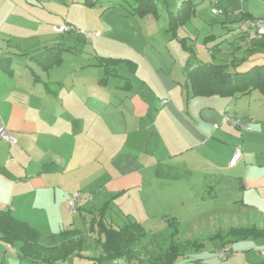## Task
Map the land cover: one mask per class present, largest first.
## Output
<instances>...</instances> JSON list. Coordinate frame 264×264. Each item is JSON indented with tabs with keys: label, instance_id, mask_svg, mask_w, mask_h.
Listing matches in <instances>:
<instances>
[{
	"label": "crops",
	"instance_id": "0c3cea01",
	"mask_svg": "<svg viewBox=\"0 0 264 264\" xmlns=\"http://www.w3.org/2000/svg\"><path fill=\"white\" fill-rule=\"evenodd\" d=\"M228 9L234 11L230 4ZM223 12L218 15L226 16ZM259 40L264 39L240 29L226 38L228 46L219 47L217 53L209 51L210 61L189 63L186 71L216 64L246 72L258 64L240 70L237 63L247 60L249 45ZM233 47L234 53L222 50ZM45 49L41 46L32 54ZM11 62L14 66L9 51L0 49V127L17 140L16 144L4 141L10 145V160H3L0 150V213L9 212L44 236L65 231L85 234L89 225L83 220L81 227L69 217L84 213L92 218L104 205L114 207L106 222L120 221L115 227L131 222L146 227L157 217L171 215L160 223L168 231L167 218L181 221L186 213H193L197 218L192 227L178 229L179 243L214 236L219 229L260 228L264 223V178L255 176L264 172V162L253 160L264 156L255 148L254 136L261 125L238 111L234 99L239 96L214 95L210 103L197 99L208 96H196L189 103L179 97L174 103L171 99L158 103L159 108L132 100L51 106L49 95L34 82L33 70L14 69ZM227 112L251 120L254 129L239 131L223 119ZM238 145L243 156L232 167ZM100 161L96 172L94 166ZM253 192L262 202L253 200ZM75 193L86 200L71 212L68 205ZM244 210H251L252 218L240 221L238 215ZM17 245L13 253L7 252L0 235V264H43L22 258V244Z\"/></svg>",
	"mask_w": 264,
	"mask_h": 264
},
{
	"label": "rangeland",
	"instance_id": "374dc122",
	"mask_svg": "<svg viewBox=\"0 0 264 264\" xmlns=\"http://www.w3.org/2000/svg\"><path fill=\"white\" fill-rule=\"evenodd\" d=\"M183 1L186 0H152L146 16L139 17L133 13L132 0H0V49L9 51L13 58L14 66L12 61L10 67L33 70L34 82L49 95L51 106L53 103H85L87 107L92 106L91 103H130L132 100L131 103H155L159 108L158 103L168 99L174 103L179 97L189 103L196 96L186 85L188 64L197 60L210 61L209 51L217 53L219 47L228 46L224 43L226 38L240 29L244 31L248 21L264 22V0H192L195 13L180 24L174 18ZM229 4L234 11L228 9ZM214 7L226 11L227 15L213 14ZM65 25L73 30L60 31L59 27ZM41 46L54 48V53L60 52L62 62L44 68L32 54ZM249 49L245 54L247 60L237 63L242 66L240 70H247L248 64L264 66V40L250 44ZM222 50L235 52L234 47ZM210 97L197 99H207L210 103L213 101ZM234 100L241 114L259 120L261 131L254 136L255 148L264 152V94L254 90ZM4 141L8 140L0 141L1 158L8 161L10 145ZM97 153L96 150V156ZM256 159L264 162V156L258 155L253 160ZM101 163L94 166L96 172ZM255 176L264 178V172ZM251 195L257 197L254 192ZM253 200L262 202L259 198ZM113 210V206L110 209L109 205L108 208L104 205L92 218L103 213L107 221L106 216ZM251 212L241 211L238 218L240 221L251 219ZM68 213L71 215L70 211ZM192 214L186 213L181 221L174 219L175 227L190 229L197 218ZM73 216L70 220L81 227L83 220L90 226L92 218L89 215ZM166 217H157L152 224L144 226L146 236L141 240V248L153 249V233L163 236L158 238L155 256L163 255L170 245L167 239L170 231L162 230L160 224ZM119 222L115 219L112 224L119 226ZM260 225L258 229L264 230V223ZM89 226L84 234V250L75 259L68 258L66 264H99L96 259L101 254L96 238L100 235L99 229L93 228L95 236ZM239 228L219 229L214 236L205 235L190 241L189 248L175 264H264L261 255L264 237L244 239L228 235L229 230ZM17 243L15 248H19ZM141 259L132 264L147 263L145 256ZM115 262L127 264L123 260L102 264Z\"/></svg>",
	"mask_w": 264,
	"mask_h": 264
},
{
	"label": "trees",
	"instance_id": "16d2710c",
	"mask_svg": "<svg viewBox=\"0 0 264 264\" xmlns=\"http://www.w3.org/2000/svg\"><path fill=\"white\" fill-rule=\"evenodd\" d=\"M133 13L145 17L147 8L153 5L152 0H132ZM192 0L183 1L179 7L175 22H187L195 13ZM54 48H46L33 58L44 68L53 64H60V52L54 53ZM186 85L193 96H222L236 97L246 95L254 90L264 94V66H254L246 72H231L227 65L202 64L187 71ZM170 234L167 235L170 245L165 253L155 256V246L161 234H155L152 250L141 248V240L146 236L144 226L138 222H131L122 227H115L106 222L105 217L93 218L91 229H99L97 243L101 254L96 258L99 264L105 261L125 260L127 264L140 261L146 257V264H175L190 242L183 245L177 243L179 230L174 221L167 220ZM0 234L2 240L9 245L21 243L20 255L24 259L38 260L43 264H55L60 260L78 255L85 248V236L80 231H65L58 236L42 235L29 225L14 219L9 212L0 213ZM228 235L247 239L249 237H264V230L257 227L229 230Z\"/></svg>",
	"mask_w": 264,
	"mask_h": 264
},
{
	"label": "built area",
	"instance_id": "2783aa9c",
	"mask_svg": "<svg viewBox=\"0 0 264 264\" xmlns=\"http://www.w3.org/2000/svg\"><path fill=\"white\" fill-rule=\"evenodd\" d=\"M212 13L214 14H223V11H219L216 7L212 8ZM244 33L254 37L264 38V22L253 21L250 20L244 25ZM60 31L63 32H70L73 30L71 26H61L59 27ZM166 103V101H164ZM223 119L228 122L229 124L233 125L239 131H251L253 128L252 122H245L242 118L238 117L236 114L232 112H227L223 115ZM217 127V125H216ZM1 140H8L12 144H16L17 140L14 136H12L4 127H0V141ZM242 155V148L240 145L236 146L233 151V157L231 159L230 165L232 167L236 166L237 162L240 160ZM80 193H75L72 200L69 202V209L71 212H75L77 209L78 203L85 201ZM6 251L9 253H13L15 251L12 245L7 244ZM261 255L264 257V251L261 252ZM1 259V256H0ZM55 264H66V261H59Z\"/></svg>",
	"mask_w": 264,
	"mask_h": 264
}]
</instances>
